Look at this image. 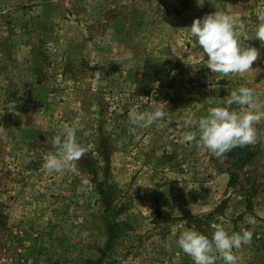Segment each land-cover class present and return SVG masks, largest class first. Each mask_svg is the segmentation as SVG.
<instances>
[{
    "label": "rangeland",
    "instance_id": "rangeland-1",
    "mask_svg": "<svg viewBox=\"0 0 264 264\" xmlns=\"http://www.w3.org/2000/svg\"><path fill=\"white\" fill-rule=\"evenodd\" d=\"M216 11L245 21L250 71L193 55L186 28ZM261 17L264 0H0V264H194L179 235L215 223L251 229L235 254L264 264V118L258 142L223 157L182 139L241 85L264 102ZM133 107L167 116L133 126ZM69 127L87 151L49 173Z\"/></svg>",
    "mask_w": 264,
    "mask_h": 264
},
{
    "label": "clouds",
    "instance_id": "clouds-1",
    "mask_svg": "<svg viewBox=\"0 0 264 264\" xmlns=\"http://www.w3.org/2000/svg\"><path fill=\"white\" fill-rule=\"evenodd\" d=\"M261 21L255 28L254 38H258L264 45V17H261ZM186 29L195 37L194 42L202 46L193 55L198 58L206 55V66L214 73L243 74L253 69V62L260 55L257 47L246 44L251 39L245 21L233 14L216 11L203 18H196L191 27ZM225 104L227 106L210 107L208 114L200 118L198 131L186 130L182 139L202 144L217 157H223L234 147L258 142L261 132L256 125L264 118V102H258L255 90L241 85L230 92L225 98ZM233 104L247 106L248 110L237 111L228 107ZM166 116L167 112L159 107L145 111H137L133 107L129 110L128 121L133 126L147 127L162 123ZM53 145L55 152L48 153L42 165L49 173H62L69 165L74 170L76 163L87 151L78 142L76 130L71 127L66 129L63 136L56 135ZM246 220L255 223L254 217H246ZM212 227L214 232L211 238L193 227L182 231L177 243L194 264H216L220 257L224 264H239L235 250L251 243L253 231L245 228L229 232L220 223Z\"/></svg>",
    "mask_w": 264,
    "mask_h": 264
}]
</instances>
